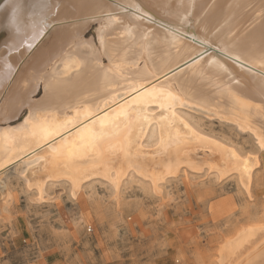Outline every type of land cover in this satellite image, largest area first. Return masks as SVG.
I'll return each instance as SVG.
<instances>
[{
    "label": "bare ground",
    "instance_id": "1",
    "mask_svg": "<svg viewBox=\"0 0 264 264\" xmlns=\"http://www.w3.org/2000/svg\"><path fill=\"white\" fill-rule=\"evenodd\" d=\"M262 153L264 0H0V172L35 203L97 185L122 207L189 175L246 192ZM261 202L215 264H264Z\"/></svg>",
    "mask_w": 264,
    "mask_h": 264
},
{
    "label": "rangeland",
    "instance_id": "2",
    "mask_svg": "<svg viewBox=\"0 0 264 264\" xmlns=\"http://www.w3.org/2000/svg\"><path fill=\"white\" fill-rule=\"evenodd\" d=\"M212 126L226 128L216 120ZM230 133L238 146L256 151L246 134ZM263 159L264 153L246 192L232 178L217 183L189 175L188 186L176 178L160 196L126 189L122 207L97 185L96 195L92 187L83 190L90 195L81 203L64 187L35 203L11 165L0 172V264H215L223 241L262 216ZM135 199L142 205L134 208Z\"/></svg>",
    "mask_w": 264,
    "mask_h": 264
}]
</instances>
